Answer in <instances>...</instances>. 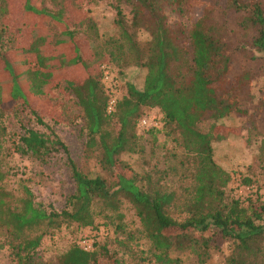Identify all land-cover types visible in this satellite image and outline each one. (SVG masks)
I'll return each mask as SVG.
<instances>
[{"label":"trees","instance_id":"obj_1","mask_svg":"<svg viewBox=\"0 0 264 264\" xmlns=\"http://www.w3.org/2000/svg\"><path fill=\"white\" fill-rule=\"evenodd\" d=\"M44 1L23 0L26 24L34 20L37 25L28 32L26 45L17 47L14 38L12 49L5 50L0 42V110L7 97H20V106L31 109L35 96L43 97L65 83L82 112L85 149L96 153L101 173L90 177L82 172L52 131L46 135L25 130L20 137L21 152L40 158L60 150L66 154L74 192L67 200L69 209L56 211L51 205L47 208L37 203L26 188L14 198L0 187V228L11 237L10 256L16 264L34 261L43 237L62 225H92L95 205L99 213L122 220V201L133 208L138 230L149 241L158 262L178 263L179 257L171 253H184L205 264L224 240L231 249L223 264H259L264 253V195L257 191L245 201H226L230 176L213 158L212 142L222 128L218 124L221 119L242 117L247 112L243 102L250 96L253 80L248 69L230 76L234 47L227 16L234 14L239 31L245 38L249 35L238 50L245 52L250 47L264 55V0H225L200 15L195 10L201 0H111L107 4L114 11L117 34L100 42L96 25L88 17L71 23L74 27L85 25L90 38L98 40L97 56L106 51L107 64L118 69L112 74L117 99L109 113L110 91L102 73L97 75L88 68L83 44L65 19L68 4L75 0H50L55 9ZM123 5L130 7L129 21ZM216 7H220L218 11ZM168 9L177 15L176 21L169 20ZM44 23L56 29L54 35L42 27ZM140 31L148 34L145 42L138 39ZM8 50L13 51L6 55ZM258 58L253 52L247 56L252 61ZM130 67L142 68L143 79L138 83L131 80L121 93L119 73ZM71 68L80 75L78 82L68 76ZM146 108H156L163 115L165 135L183 152L178 164L192 167V185L185 189L182 200L154 182L151 173L137 172L121 157L140 151L145 135L138 130L153 131L154 127L138 126ZM36 119L42 122L40 117ZM205 120L211 123L202 131L199 124ZM170 208L178 209L183 217H172ZM121 226L118 223L115 228ZM109 255L106 246L98 252L71 245L56 257L55 264H94L98 256Z\"/></svg>","mask_w":264,"mask_h":264},{"label":"rangeland","instance_id":"obj_2","mask_svg":"<svg viewBox=\"0 0 264 264\" xmlns=\"http://www.w3.org/2000/svg\"><path fill=\"white\" fill-rule=\"evenodd\" d=\"M111 0H75L68 4L65 19L69 24L78 22L88 17L95 23L99 42L102 39L117 34L114 25V11L108 6ZM225 0H201L196 8V15L210 11L215 6H220ZM49 8L55 9L50 0L44 1ZM23 0H0V42L3 49H12L13 39L20 47L28 43L29 31L36 27V22L31 20L26 24L22 11ZM125 19L129 21L131 14L129 6H122ZM217 8V9H216ZM219 10L220 7H216ZM171 22L178 19L171 10H167ZM227 24L233 35L234 61L233 71L230 74L248 69L253 74L250 96L243 102L247 111L244 116L235 115L221 119L222 125L217 132V139L212 142L213 158L216 163L230 176V181L225 187L226 201L239 198L243 201L248 197L258 194L264 195V55L254 52L250 47L239 51L240 44L248 41L236 25L234 14L227 16ZM43 28L52 35L55 28L43 24ZM75 29L78 39L83 44V54L87 60L88 68L95 74L101 73V66L108 63L106 51L98 57L96 50L97 39H92L90 31L83 25ZM94 32V31H93ZM138 39L145 42L148 34L145 31L138 33ZM11 47V48H10ZM13 50L6 51V55ZM259 57L257 60H247L250 53ZM110 74L118 71L113 64ZM120 75V91L124 93L126 84L136 83L143 79L142 68L130 67L122 70ZM112 75V76H113ZM70 79L78 82L79 76L71 68L68 74ZM77 78V79H76ZM20 89V77H17ZM66 81V80H65ZM62 83L57 89L47 91L43 97L35 96L30 108L20 106V97L10 99L7 97L2 103L0 112V187L8 191L14 198H18L24 188L32 191L34 200L45 207L51 205L56 211L69 209L67 200L74 192V184L70 177L66 154L51 152L40 158L29 152L20 151V137L25 130H35L49 134L52 131L67 146L70 157L78 168L90 177L101 173L97 166L95 152L85 149L84 120L80 107L71 92L65 89ZM20 95V91H18ZM41 118V123L36 117ZM142 116L153 119V131L138 130L143 133L141 149L137 153L122 154V159L130 164L137 172L151 173L152 180L159 182L163 187L175 193L179 200L186 197L185 189L192 185V167L188 163L182 167L178 160L183 152L174 146L173 141L165 135L163 130V115L156 108H146ZM56 121V122H55ZM211 120L199 124V129L207 131ZM117 130V125L112 122ZM247 178L248 181H243ZM11 196V197H12ZM262 200V199H261ZM48 208V207H47ZM120 210L124 214L122 220L100 212L98 205L93 207L94 221L90 226H77L75 223L64 224L59 229L46 234L40 246L35 251V258L30 264H55L56 257L65 252L71 245L81 246L83 241L93 243L92 248L100 251L101 246H106L108 257L98 256L94 264H165L155 260L153 250L147 238L139 232V222L134 210L126 201H122ZM169 214L181 219L183 214L176 208H170ZM120 223L121 229H116ZM11 237L4 228H0V264H16L10 256ZM221 248L215 251L205 264H223L231 249V244L220 240ZM179 257L180 261L171 264H199L193 254L171 253ZM259 264H264V253L259 258Z\"/></svg>","mask_w":264,"mask_h":264},{"label":"built area","instance_id":"obj_3","mask_svg":"<svg viewBox=\"0 0 264 264\" xmlns=\"http://www.w3.org/2000/svg\"><path fill=\"white\" fill-rule=\"evenodd\" d=\"M101 73H102V81L106 88L110 91V98L108 100L107 104V112H111L113 110V107L116 103L117 94L115 89V80L113 76L110 74V66L106 63L101 66ZM138 126L140 129H146L154 127L155 124L153 123V119L149 117H142L138 123ZM93 243H86V241H83L81 247L82 249L89 251L92 249Z\"/></svg>","mask_w":264,"mask_h":264}]
</instances>
